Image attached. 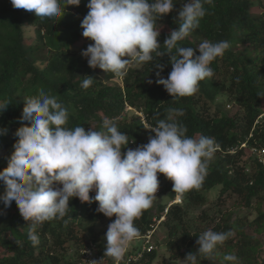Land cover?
Listing matches in <instances>:
<instances>
[{
	"label": "trees",
	"instance_id": "1",
	"mask_svg": "<svg viewBox=\"0 0 264 264\" xmlns=\"http://www.w3.org/2000/svg\"><path fill=\"white\" fill-rule=\"evenodd\" d=\"M88 2L81 0L79 6H67L66 15L58 21L42 20L32 12L14 9L10 0H0V103L8 104L0 112V132H5L0 135V149L13 147L24 101L38 95L40 90L68 109L70 128L84 126L86 130L88 127L98 130L104 118L117 119L118 128L128 135V147L132 149L148 143L155 133L144 127L139 114L127 112V105L144 112L152 126L160 119H167L171 109H183L184 115L175 119L186 126L187 135L212 137L218 149L202 187L185 193L183 203L169 209L164 224L172 235L166 243L173 253L172 260L185 259L192 252L197 256V264H232L223 260L226 254L238 257V264H264V154H257L264 148V122L255 123L263 112L264 0H213L211 5L203 4L206 15L200 27L181 41L180 46L195 48L208 40L228 41L230 47L210 65L214 76L200 82L196 94L178 100L156 83L159 69L154 67L158 63L165 65L161 76L167 78L172 70L170 54L165 53L138 68L132 66L122 82L111 72L89 67L87 58L75 47L84 39L81 22L89 11ZM186 2L173 0V11L157 21L156 27L161 29L157 39L161 45L170 31L179 27L178 9ZM26 27L34 28L31 42L27 41ZM43 48L45 52H41ZM86 76L95 78L87 90L81 86ZM220 96L239 104L240 109L230 114V109L224 110L226 102L218 103L213 111L214 101ZM244 143L247 147L242 146ZM252 148L257 150L253 152ZM7 160L8 157L0 158V171L7 167ZM168 188L167 198L173 199L176 193L172 181ZM213 192L219 195L210 202ZM94 195L95 192L90 193ZM234 196L238 201L233 209H218V216L210 214L226 199L234 200ZM166 202L163 199L154 203L159 216L164 213ZM242 205L256 212L257 217L251 222L248 215L239 217ZM69 206L71 209L64 219L45 222L39 229L40 243L33 247L28 240L27 222L18 207L13 203L5 208L0 203V264H76L80 250L99 241L94 225L105 216L96 211L97 203H82L73 198ZM199 207H205L199 218L190 217V212ZM152 210L153 206L135 221L142 236L152 226ZM246 225L253 233H246ZM209 229L230 231L232 235L206 257L197 252L196 241ZM157 250L132 264H151Z\"/></svg>",
	"mask_w": 264,
	"mask_h": 264
},
{
	"label": "clouds",
	"instance_id": "2",
	"mask_svg": "<svg viewBox=\"0 0 264 264\" xmlns=\"http://www.w3.org/2000/svg\"><path fill=\"white\" fill-rule=\"evenodd\" d=\"M10 2L14 9L32 12L42 20L59 21L66 15L67 6H79L81 0ZM204 3L211 5L213 0H187L178 9L179 27L171 30L161 45L157 39L161 29L156 24L173 11V0H89V11L81 28L82 36L94 43L81 55L87 58L92 69L111 72L123 80L132 66L170 54L172 70L163 78L161 72L165 65L156 64L154 68L159 69L156 83L163 85L173 99L193 96L199 91L200 82L214 76L210 65L230 47L228 41L208 40L195 48L180 46L181 41L200 27L206 15ZM86 77L81 85L85 90L93 86L95 79ZM24 102L21 126L14 134L17 137L14 151L8 157L7 167L0 171L3 184L0 203L5 208L13 203L18 207L27 222L28 240L33 247L40 243L39 229L45 222L64 219L71 209L70 200L78 198L82 203H97L96 211L105 217L115 216L107 228L103 257L111 258L113 264H121L128 250L137 252L144 248V258L159 248L154 237L158 222H164L160 219L165 215L166 222L170 207L183 203L180 196L202 187L209 163L218 149L212 137L187 135L186 126L175 119L184 115L183 109H171V115L160 119L156 126L140 111L142 124L155 134L149 137L148 143L132 149L128 147V135L119 130L115 118H104L98 130L94 127L86 130L84 126L70 128L68 109L44 90ZM7 106L0 103V112ZM263 118L264 111L255 123ZM158 174L172 181V190L176 193L173 199L165 197L166 207L160 216L154 208L160 192L158 177L161 175ZM91 192L95 195L90 196ZM152 206V226L142 236L135 221ZM231 235L230 231L209 229L198 237L197 252L210 256ZM139 239L143 240L141 246H131ZM150 244L154 245L152 250H148ZM102 260L93 259L89 264H102ZM184 260L185 264H197V256L192 252ZM223 260L238 264V257L232 254L224 255Z\"/></svg>",
	"mask_w": 264,
	"mask_h": 264
},
{
	"label": "rangeland",
	"instance_id": "3",
	"mask_svg": "<svg viewBox=\"0 0 264 264\" xmlns=\"http://www.w3.org/2000/svg\"><path fill=\"white\" fill-rule=\"evenodd\" d=\"M162 28L165 29V27H162ZM26 31H27V34L29 36V37H27V41L28 42L33 41L34 36H35L34 28L33 27H26ZM90 44H92V42H90L88 39L84 38V39H81L80 41H78L76 43L75 47H76V50L78 52H82L83 50H86ZM45 51H46V49L43 48L41 52H45ZM41 55H43V54H41ZM134 67L138 68V67H141V65L140 66H134ZM117 81L122 82V80H119V79ZM226 102H227V104L225 105L224 110L228 111L230 109L228 111V113L230 112V114H234L233 113L234 111H237L240 109L239 104L230 103L229 101H227V98L225 96H220V97H218V99H216L214 101L213 111L215 110V107L218 106V103H224L225 104ZM261 107H262V111H264V97H263V103H262ZM126 111L129 113H132L134 111V113H137V115L141 114V112L139 110L133 108L130 105H127ZM261 121L264 122V118ZM13 151H14L13 147H9L7 149H0V158L9 157ZM158 175H161L160 182H159L160 192L158 193V195H156L157 199L155 200V203L160 202L163 199H165V197L168 196L166 193L170 191L168 188V183L170 180H168L163 174H158ZM214 193L215 192H213L212 195L209 197L210 202L215 201L219 195V192H217L215 194ZM235 197L236 196H234V200H233V198L226 199L224 204H221V206H217L218 208H213L211 210L210 214L218 216L217 215L218 209H223V208H227V210L233 209L235 207L234 203L236 201H238V200H236ZM180 198L183 199V196L182 197L180 196ZM183 201H184V199H183ZM253 206L254 207L256 206V199L253 202ZM155 207L156 206H154V208ZM204 209H205V207L196 208L195 210L190 212V214H191L190 217H194L195 219H198L199 216L204 211ZM262 209H264V198L262 200ZM240 210L241 211H240L239 217L246 218V215H248L249 216V222H251L252 220H254L257 217L256 212L254 210H249L247 208V206L242 205ZM221 212H223V211L221 210ZM152 213H154V212H152ZM165 214H166V211H165ZM112 219H113V217L112 218L105 217L104 220H100V221L98 220L97 223L94 225V231L99 236V241L97 243L92 242L91 244L84 246L82 249H85L86 251L91 253V255H92V251H93V256H96V257L102 256L103 257L104 252H103L102 247L107 243L106 232H107V228L109 225V221L112 222L113 221ZM165 220H166V217L164 215L160 219V221H164V222H162V224H160L158 222V224H157V232L155 234L154 239H157V240L161 239V240L158 242L159 248L157 250V253H158L157 257L155 258V260L151 264H185V260L181 259V258H179L177 260H172L173 253L171 252V250L166 245V243L168 242L170 237H172V235H170L169 227L166 224H164ZM219 220H220V218H219ZM246 233H253V229L251 227H249L248 225H246ZM262 235L263 234L259 235V238ZM142 244H143V240L139 239V240L134 241L131 246H141ZM105 258H106V256H105ZM105 258L102 260V264H104V262L106 261L107 258L106 259Z\"/></svg>",
	"mask_w": 264,
	"mask_h": 264
},
{
	"label": "built area",
	"instance_id": "4",
	"mask_svg": "<svg viewBox=\"0 0 264 264\" xmlns=\"http://www.w3.org/2000/svg\"><path fill=\"white\" fill-rule=\"evenodd\" d=\"M256 150H257L256 148H253V152H255ZM257 154L263 155L264 154V148L261 149V150H258ZM260 160H263V158H261ZM151 234H152V231H150V233L148 234L149 238H151ZM153 248H154V245L150 244L149 247H148V250H152ZM80 252H81V257H80V259L78 260V262L76 264H89V261H91L93 259L99 261L102 258L103 259L105 258V257H102V256H100V257L93 256V251H92V255H91V253H89L85 249H81ZM143 253H144V248H143V250H141V251L138 250L137 252L128 250L126 255H125V257H124V260L121 262V264H132L133 262L141 259L142 256H143ZM106 258H105L106 261L104 262V264H113V261H112L111 258H108V257H106Z\"/></svg>",
	"mask_w": 264,
	"mask_h": 264
}]
</instances>
